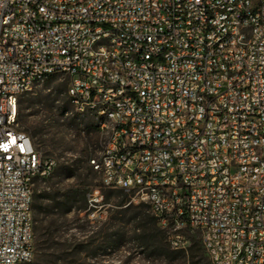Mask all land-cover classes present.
<instances>
[{
  "label": "built area",
  "instance_id": "1",
  "mask_svg": "<svg viewBox=\"0 0 264 264\" xmlns=\"http://www.w3.org/2000/svg\"><path fill=\"white\" fill-rule=\"evenodd\" d=\"M53 74L98 121L105 187L174 249L191 234L209 264H264V0H0V264H34L35 182L57 161L19 99Z\"/></svg>",
  "mask_w": 264,
  "mask_h": 264
},
{
  "label": "rangeland",
  "instance_id": "2",
  "mask_svg": "<svg viewBox=\"0 0 264 264\" xmlns=\"http://www.w3.org/2000/svg\"><path fill=\"white\" fill-rule=\"evenodd\" d=\"M69 81L50 75L19 99L20 129L43 156L57 161L50 175L35 182L34 264H209L198 237L187 234V247L174 249L167 233L150 220L146 203L132 201L126 191L121 202L117 189L102 184L90 160L99 158L106 140L97 119L81 116L72 106ZM97 187L104 199L94 216L88 193Z\"/></svg>",
  "mask_w": 264,
  "mask_h": 264
},
{
  "label": "trees",
  "instance_id": "3",
  "mask_svg": "<svg viewBox=\"0 0 264 264\" xmlns=\"http://www.w3.org/2000/svg\"><path fill=\"white\" fill-rule=\"evenodd\" d=\"M66 92H67V90H66ZM68 96V95H67ZM69 98V97H68ZM68 169V168H67ZM117 191L119 192V194L120 195H123V199L121 200V202H123V201H125V199H126V197H127V193L123 190V189H117ZM73 196H77V193H74V194H72ZM83 198H84V201H86V197H84L83 196ZM54 205V204H53ZM52 205V206H53ZM141 216V219L142 220H145V216L144 215H140ZM150 220H152V222H154V224H156V225H158V223H157V220H156V218L154 217V215L152 214L151 216H150ZM143 227H145V228H148L147 227V225H146V223L143 221ZM159 226V225H158ZM156 228V230L158 229V231H160L161 232V229H159V227L157 228V226L155 227ZM200 245H201V243H200ZM201 247H202V245H201ZM192 248V247H191ZM184 251V250H183ZM203 255H205L206 256V254H205V252H204V250H203Z\"/></svg>",
  "mask_w": 264,
  "mask_h": 264
}]
</instances>
